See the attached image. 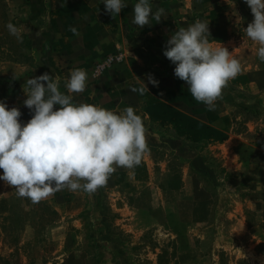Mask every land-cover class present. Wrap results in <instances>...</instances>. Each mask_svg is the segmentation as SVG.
I'll return each mask as SVG.
<instances>
[{
    "label": "rangeland",
    "instance_id": "374dc122",
    "mask_svg": "<svg viewBox=\"0 0 264 264\" xmlns=\"http://www.w3.org/2000/svg\"><path fill=\"white\" fill-rule=\"evenodd\" d=\"M123 2L114 19L103 0H88L83 12L101 21L102 34L81 42L55 25L58 0H0V102L21 111L22 125L32 117L26 79L59 76L67 94L80 68L86 88L72 102L117 114L132 107L150 149L91 195L65 188L33 204L0 180V264H264V62L245 33L250 8L245 0H149L163 14L141 28L132 22L139 0ZM197 20L210 22V42L241 64L215 110L192 97L163 54L171 35ZM143 82V96L129 90Z\"/></svg>",
    "mask_w": 264,
    "mask_h": 264
},
{
    "label": "clouds",
    "instance_id": "9594fccd",
    "mask_svg": "<svg viewBox=\"0 0 264 264\" xmlns=\"http://www.w3.org/2000/svg\"><path fill=\"white\" fill-rule=\"evenodd\" d=\"M103 3L114 19L127 7L123 0ZM245 3L253 15L245 33L259 46L257 55L264 62V0ZM133 13V24L143 28L149 25L150 16L160 22L163 9L153 14L149 0H139ZM209 23L197 20L187 28L177 29L163 54L175 65L174 75L186 82L192 97L215 110L223 89L242 69L232 52L222 44L214 46L210 42ZM6 27L22 42L20 29L12 23ZM72 31L75 33L76 29ZM87 79L85 70H72L64 85L67 94L60 90L59 76L44 73L26 79L23 91L27 99L23 103L32 117L23 125L21 111L0 102V180L15 189L18 197L37 204L65 188L94 194L106 186L117 168H134L150 151L144 122L132 107L117 114L72 102L71 94L84 92ZM148 82L158 86L151 75ZM129 90L141 96L148 92L144 82ZM56 105L58 109H54Z\"/></svg>",
    "mask_w": 264,
    "mask_h": 264
},
{
    "label": "crops",
    "instance_id": "0c3cea01",
    "mask_svg": "<svg viewBox=\"0 0 264 264\" xmlns=\"http://www.w3.org/2000/svg\"><path fill=\"white\" fill-rule=\"evenodd\" d=\"M57 0H49L50 4H56ZM58 5L60 6L61 12V18L63 19L61 23H55V25H59L60 27L62 26H68V29L70 31V34H74L72 31L71 26H77L76 29V36L77 39L76 41H81V42H87L90 38H94L93 31L96 34H102L100 28H98V24L101 22L99 20H87L86 15L84 14V4L88 2V0H58ZM58 6V7H59ZM76 12L77 13V18L76 21H74L72 13ZM72 18V19H70ZM90 22V25H89ZM72 24V25H71ZM64 31V29H61ZM99 40V39H98ZM94 40L93 41H98ZM86 47V46H85ZM80 48V46H78ZM87 48V47H86ZM82 57H85L86 59L89 58V56L86 54H83ZM87 61V60H86Z\"/></svg>",
    "mask_w": 264,
    "mask_h": 264
}]
</instances>
